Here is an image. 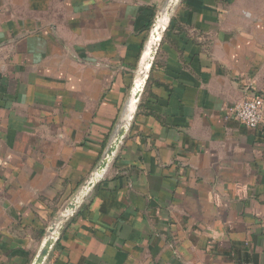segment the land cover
Wrapping results in <instances>:
<instances>
[{"label":"crops","instance_id":"0c3cea01","mask_svg":"<svg viewBox=\"0 0 264 264\" xmlns=\"http://www.w3.org/2000/svg\"><path fill=\"white\" fill-rule=\"evenodd\" d=\"M172 0H0V264H33L100 164ZM264 0H178L130 130L45 264H264Z\"/></svg>","mask_w":264,"mask_h":264},{"label":"water","instance_id":"95a60500","mask_svg":"<svg viewBox=\"0 0 264 264\" xmlns=\"http://www.w3.org/2000/svg\"><path fill=\"white\" fill-rule=\"evenodd\" d=\"M173 1V0H172ZM172 1L170 3V5H172ZM178 2V0H177ZM177 2L174 4V6L177 4ZM170 5L168 7H170ZM173 6V8H174ZM172 8V10H173ZM161 15V12L158 14V16L156 17L152 28H151V32H150V36L146 45V48L144 50V53L142 55L141 61H140V65L138 68V73L136 76V80L134 82L132 91H131V98H130V103L128 105V108L124 114V116L122 117L113 138L111 139V142L104 154V157L102 158L100 164L98 165V167L95 169V171L92 173V175L90 176V178L88 179V181L86 182V184L82 187V189L79 191V193L75 196V198L72 200V202L68 205V207L66 208L65 212L62 214L61 217H59L56 222L48 229L45 241L42 245V248L40 250V252L38 253L35 261L33 264H45L47 258L49 257L51 251L53 250L54 246L56 245V243L58 242V237H59V233L60 230L62 229V227L64 226V224L75 214V212L79 209V207H81V205L84 203V201L87 199V197L92 193L93 189L96 187V185L99 183V181L105 176L107 170L109 169L110 165L112 164V162L114 161L116 154L118 152V149L120 148V146L122 145L125 137L127 136L131 124L134 120V117L136 115L140 100L142 98V95L144 94L147 82L149 80L150 77V73L152 70V67L154 65L155 59L157 57L161 42H162V38L166 32L167 26L165 27V29L162 32V35L160 37V41L158 43H155L152 47H151V52L148 58V61L150 62V71L148 73V76L146 78V81L144 83V86L140 89V91L136 90V85L137 82L140 78V70H141V66H142V61H143V57L144 54L146 52V49L149 45V43L151 42L152 36H153V32L155 27L158 24V17ZM133 101H136L135 103V108L134 111H131V106L133 104ZM132 112V113H131ZM130 117L128 124H124L125 120L127 119V117ZM118 141V144L116 146V148H114L115 143ZM113 152V158L108 162L107 159L109 157V155H111L112 151ZM101 171V175L97 178L96 180V174ZM87 191V192H86ZM84 192H86L81 199H79V196L82 195ZM68 211V212H67ZM57 224H59V228H58V236H53V232L54 229L57 227Z\"/></svg>","mask_w":264,"mask_h":264},{"label":"built area","instance_id":"2783aa9c","mask_svg":"<svg viewBox=\"0 0 264 264\" xmlns=\"http://www.w3.org/2000/svg\"><path fill=\"white\" fill-rule=\"evenodd\" d=\"M229 116L242 125L258 129L264 123V97L255 96L228 108ZM59 239V237H58Z\"/></svg>","mask_w":264,"mask_h":264},{"label":"bare ground","instance_id":"6f19581e","mask_svg":"<svg viewBox=\"0 0 264 264\" xmlns=\"http://www.w3.org/2000/svg\"><path fill=\"white\" fill-rule=\"evenodd\" d=\"M171 2V1H170ZM177 2V0H173L172 1V5H170V7H167V11L165 12V14H163V12H161V15L158 17V24L157 26L155 27L154 29V32H153V36H152V39H151V42L149 43L147 49H146V52L144 54V57H143V61H142V66H141V70H140V78L137 82V85H136V90L140 91V89L144 86V83L146 81V78L148 76V73L150 71V62L148 61V58H149V55H150V52H151V47L155 44V43H158L160 41V37L162 35V32L163 30L165 29V27L167 26L168 24V21H169V18H170V14L172 12V8L174 6V4ZM135 103L136 101H133V104L131 106V111L133 112L134 111V108H135ZM131 112V113H132ZM129 119L130 117L128 116L127 119L125 120L124 124H128L129 122ZM118 144V141L115 143V146L114 148H116ZM113 152L114 150L112 151L111 155H109L107 161L109 162L112 158H113ZM113 154V155H112ZM101 171H99L97 174H96V180L97 178L101 175ZM87 192V191H86ZM84 192L82 195L79 196V199H81V197L86 193ZM68 212V211H67ZM66 213V212H65ZM58 228H59V224H57V227L54 229V232H53V236H58Z\"/></svg>","mask_w":264,"mask_h":264},{"label":"rangeland","instance_id":"374dc122","mask_svg":"<svg viewBox=\"0 0 264 264\" xmlns=\"http://www.w3.org/2000/svg\"><path fill=\"white\" fill-rule=\"evenodd\" d=\"M166 11H167V9H165V12H166ZM164 14H165V13H164ZM71 202H72V201H70V203H71ZM70 203H68V205H69ZM68 205H67V206L65 207V209L62 211V213H61V215H60L59 217L62 216V214L65 212L66 208L68 207ZM59 217H58V218H59ZM58 218H57V219H58ZM55 222H56V221H55Z\"/></svg>","mask_w":264,"mask_h":264}]
</instances>
